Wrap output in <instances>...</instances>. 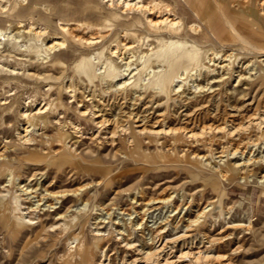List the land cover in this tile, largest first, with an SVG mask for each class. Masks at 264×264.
Wrapping results in <instances>:
<instances>
[{"label": "bare ground", "instance_id": "6f19581e", "mask_svg": "<svg viewBox=\"0 0 264 264\" xmlns=\"http://www.w3.org/2000/svg\"><path fill=\"white\" fill-rule=\"evenodd\" d=\"M105 1H107L109 6L115 7L114 16L115 14L124 16L133 13L132 20L128 19L129 25H138V22L140 23L141 19H143L142 23L149 28L148 31H156V47L154 46L156 50L149 48V53L152 54L148 58L152 59L154 54L156 63H158L157 69L154 68L156 70L149 72L144 65L138 66L139 68L134 67L132 66L131 58H129L122 62L124 63L123 69H116L111 78V74H113L111 63L105 62V65L102 64L104 70H101L98 74L96 72L99 68L96 67L97 64L95 66L90 59L83 57V55L81 61L83 72L90 81H97L94 80L96 76L101 77L99 83H93V88L89 86L79 89L77 88L78 86L74 85V81L73 83L70 81V83L68 82L69 84L62 86V91L57 89L52 82L46 83V92H43V101L40 106L36 109L29 110L26 108L20 111L21 117L26 119V125L24 126L23 134L19 133V144L10 145L12 141L10 142L9 139V141L4 140L0 144V165L2 163L12 164L13 161L11 159L14 160L15 156L6 154L12 147L16 152L30 155H37V150L43 151V154H41L42 158L47 160L49 165H54L58 169L62 168L69 159H72L73 165H77L79 169L85 170L88 165L96 167L98 163L86 161L83 154L79 155V152H77L79 142H81L82 144L89 143L84 148L85 153H93L92 144L109 145L114 149V156L120 155L123 161L131 160L139 163V161L144 159L148 166L156 170L160 165H164V162L156 160V157L145 153L151 146H155V149L158 146L165 156L178 154V156L187 159L186 166L201 175L200 179L203 180V187L200 190L207 188L204 181L209 179L211 183V178L224 179L229 171H234L239 175L241 181L245 179L252 180L251 176L255 164H260L262 171L259 175V180L264 182L263 148L256 155L253 153L250 155L247 154V144L243 145L241 141L236 142V139L251 138L254 128L259 130L258 135L255 134L256 137L264 139V109L261 110L260 107L262 95L258 98L253 95L249 99L250 89H264V0L181 1V4L183 2L187 5L189 11H193L195 14V20L188 25V30L199 34V36L203 34V31H207L205 33L209 34L204 33L205 35L203 36L207 37L208 40H211L209 37L217 39L216 41L222 48L219 53L215 49H212V51L203 50L202 45L199 44V39H190L188 36L183 35L187 31L185 29L186 18L170 4L166 3L165 0ZM69 23L63 25V27L62 23L60 27L68 31L73 43L90 46L99 41L102 42L101 39L105 36L101 31V35H92L85 38L74 32V29L78 28L77 25L79 23L77 25H69ZM32 27L30 24V27L26 28L27 31L25 32L28 33V31L33 30L34 27ZM84 27H86L85 24ZM88 27L90 26L88 25ZM134 29L135 27L123 29L124 38L121 45L125 50L131 51L137 46L136 42H133L132 39L130 41L127 35L129 31L132 32ZM44 30L42 28L34 29V33L41 36ZM47 32L49 31L47 30ZM14 35L11 34V36ZM130 35L132 36V34ZM68 39L56 35L55 39L48 43L46 50L51 54V50H56L58 46H64ZM69 42L71 41L69 40ZM209 44L213 45L214 43L210 42ZM118 51L119 46H116L111 52L115 55ZM40 55L39 57H41ZM42 57L44 56L42 55ZM99 57L102 58V52ZM44 58L47 57L45 56ZM52 62L51 67L53 66L58 71L62 70L64 72L63 70L65 69H63L60 61L55 59ZM47 71V69L45 72L32 71L29 75L42 82L47 80L57 81L59 79V77H56L57 75L47 73ZM80 76L82 77V75ZM123 77L126 78L121 79ZM233 78L236 79L233 90H235L234 87L239 85H244L243 88L246 89V92L242 94V103L241 105H233L231 103L222 105L219 103L217 96L221 93H227L232 97L234 91H228V88L223 87ZM97 85L101 89L97 88ZM64 93L67 94L69 100L65 101ZM160 94H165V100L162 102L157 99ZM3 99L6 100L7 98ZM4 100H0V104H6ZM72 102L77 103L74 108L77 114L76 119L70 117L68 113V107L71 106L70 103ZM163 103L166 106L164 110H160L159 107ZM246 110L252 111V113L247 114L248 112H244ZM49 127L53 128L51 133L48 131ZM67 130H69L70 134L68 136L65 133ZM218 133L221 135L219 138ZM55 138L60 141L57 149L53 146ZM75 138H78V140ZM214 141L219 143V150H204L206 146ZM226 142L228 143L225 145ZM43 143L48 146L46 148L42 147ZM112 174H105L102 179L95 183L101 184L104 182V178L111 177ZM90 184L92 185L93 182L86 185L90 187ZM50 185L51 183L44 187L43 192L39 193L37 188L31 185L24 187V184L19 183L17 187L27 198L40 197L34 202L36 204L33 208L31 205L27 207L29 210L32 208L35 211L36 221L31 217H19L16 220L17 226H23L26 223H43L44 212L42 214L40 212L42 210L41 204H44L42 203L43 200L46 202L45 205L48 206V211L50 208H55L56 210L55 204L60 202L58 207L61 205L65 206L68 196L75 195L77 200H81L85 195L83 194L84 189L88 187L81 186L72 191L57 192L51 190L49 188ZM173 198L174 195H170V193L168 196L161 195L159 197H146L144 193H141L140 198L136 201L134 200L136 207L129 214L136 213V217L142 218L143 221V216L148 211L171 207ZM194 198L191 195L187 202V218L181 216L174 226V221L170 220H165V222L163 220L156 221V226H148L147 224L142 226L144 222H138L137 220L136 223L130 221L128 222L129 224L124 223L122 227H118L116 231L120 237L117 239L120 240V247L125 252L118 264H235L233 255L241 251L242 245L239 244L230 253H226L218 251L217 244L232 237L237 238L239 242L241 239L235 231L219 236L209 235L205 218L209 214L214 215L213 210L216 208V200H209L204 204L195 203ZM85 200L86 204L89 203V195H87ZM139 200L140 202H138ZM193 204L196 206L194 212L191 207ZM71 206L72 204L64 212L57 213V217L54 218L56 219L55 222L50 225L52 229L61 234L62 240H73V244L68 249L73 254L76 262L79 264H92V260L97 255V247L92 249L88 245L84 229L85 223L81 218H78V214L73 215L74 213H70L72 211ZM175 207V211L178 212L184 206L178 205ZM195 212L197 214L192 218L191 215ZM223 214L224 210H222L220 216ZM180 220L182 222L179 224ZM96 222H94L95 232L93 234L98 240L97 246H101L107 237L102 232L101 227L103 225H100L98 221ZM250 224L251 221L248 223H234L235 227L243 225L245 226L244 230L248 231L253 229L252 224ZM132 225L134 230H137V236H139L137 240L132 238L133 232L131 233L127 229L130 226L132 227ZM179 225L184 227L183 232L174 237H167L171 227L177 229ZM98 253L102 256L97 264H112L106 249ZM189 256L193 258L194 263L185 261V258Z\"/></svg>", "mask_w": 264, "mask_h": 264}, {"label": "rangeland", "instance_id": "374dc122", "mask_svg": "<svg viewBox=\"0 0 264 264\" xmlns=\"http://www.w3.org/2000/svg\"><path fill=\"white\" fill-rule=\"evenodd\" d=\"M181 1L182 0H165L166 3L170 4L178 13H181L186 18L185 29L187 31L184 32L183 35L188 36L190 39H199V44L202 45L203 50L212 51V49H215L218 53L221 52L222 48L216 41L217 39L214 37L210 38L209 35L208 37L211 40H208L207 37L205 38L203 36L209 34L205 33L207 31H203V34L199 36V34L188 30V25L195 20V14L193 11H189V8L183 2L181 4ZM4 7L8 9H4ZM7 10L8 12H6ZM114 11H116L115 7L109 6L105 0L0 1V100L7 98L4 100L6 104H0V144L8 139L10 142L12 141L10 145L19 144L20 134H23V129L26 125V119L21 117L20 111L26 108L29 110L36 109L40 106L43 101V92L47 87L46 83L52 82L54 86L57 89H61V91L70 81L72 83L74 81V85L76 87L78 86L77 88L79 89H84L89 86L93 88L95 83H99L101 80L99 76H96L99 78L94 77V80L97 81H90L89 78L87 79L86 74L81 68L83 55V57L90 59L95 66L97 64L96 67H99V70H96L97 73L104 70L103 65L106 64L105 62L112 64V73L115 72L116 69L121 70L124 67V63L122 62L129 58H131V63L134 67H141L144 65L146 66L145 69L149 72L157 69L156 66L158 63H156L154 54L152 55V59L148 58L149 55L152 54L149 53V48L156 50V31H148L149 28L142 23L143 19H141L140 23L138 22V25H129L128 19L132 20L133 13L124 16L115 14L114 16ZM67 23H69V25H77L79 23L77 25L78 28H76V30L74 29V32L85 38L92 35H101L103 32L105 36L102 39L104 40L101 39L102 42L99 41L100 43L97 42L94 45H90L91 47L81 43H73L68 31L60 27L61 24L63 27V25ZM30 24L34 29H45L41 36L34 33V29L30 32L28 31V33L25 32L28 27H30ZM84 24L86 27H84ZM127 27H135V29L132 30L133 33L129 31L130 33L128 32L127 34L129 36L128 39L130 41L132 39L137 45L131 51L123 49L121 45L124 38L123 29ZM47 30L49 32H47ZM11 34L15 35L11 36ZM130 34H132V36ZM56 35L69 39L64 46H58L56 50H51L50 54V52L46 50V46L55 39ZM13 37L17 40H14ZM69 40L71 42H69ZM210 42L214 44L211 45L209 44ZM116 46H119L120 52L118 51L117 53L119 56L117 54L113 55L111 52ZM89 48L91 49L89 50ZM101 52L102 58L99 57ZM39 54H41V57H39ZM42 55L44 57L46 56L48 59L42 57ZM55 59L61 62L63 69H65L63 70L64 72H62V70L58 71V69L53 66L51 67L53 63L52 60ZM144 61H146V63H144ZM44 63L46 64L44 65ZM46 69L48 70L47 73H52L55 76L57 75L56 77H59V79L57 81L47 80L46 82H42L29 75L32 71L45 72ZM79 74L82 75V77ZM113 75L114 73L111 74V78ZM65 76L67 77L65 78ZM124 78L126 77L121 79ZM86 82L90 84L88 83V85ZM235 83V78L226 83L223 88H228V91L234 92L232 97L227 93L219 94L217 96L219 103L222 105L226 103L241 105L243 100L242 94L246 92V89L243 88L244 85H239L234 87L235 90H233ZM96 87L100 88L98 85ZM249 92V99H251L253 95L257 96V98L262 95V99L260 98V107L261 110H263L264 89L256 90L255 88L252 90L250 89ZM164 97L165 94H160L157 99L162 102L165 100ZM64 99L65 101L69 100L66 93H64ZM77 103L72 102L70 103L71 106L68 107L69 116L73 119L77 118V114L74 110ZM163 104L159 107L160 110H164L166 105ZM244 112H248L247 114L252 113V111L247 110ZM52 129V127H49L48 131L51 133ZM68 131L69 130L65 131L67 136L70 135ZM252 133L251 138L245 137L243 139H236V142L241 141L243 145L247 144L248 153H246L250 155L253 153L256 155L259 150H262L261 148L264 150V139H262V137H256L255 134L259 133L258 129L254 128ZM218 135L219 138L221 135L220 133H218ZM75 139L78 140V138ZM227 143L228 142H226L225 145ZM58 144H60V141L55 138L53 143L55 149L58 148ZM88 144L79 142L77 152H79V155L83 154L86 161L90 163L96 162L98 165L96 167L88 165L85 170L77 168V165H73L72 159H69L60 169L54 165L51 166L47 163V160L42 158L41 154H43V151L39 150H37V155L16 152L12 147L6 152L8 156L15 157L13 158L14 160L11 159V161H13L12 164L2 163L0 165V264H79L68 249V247L73 244V240H62V237H60L61 234L52 229L50 225L55 222L56 219L54 218L57 217V213L64 212L71 204L72 211H70V213H74L73 215L78 214V218H81L85 223L84 229L87 235L88 245L92 249L97 247V255L96 258L92 260V264H97L99 262L102 255L98 252L100 251L101 253L103 249H106L111 263L118 264L125 252L124 249L120 247V240L117 239L120 235L117 234L116 229L120 226L122 227L124 223L129 224L128 222L130 221H132V223H136L137 220L138 222L142 221V218L136 217V213L129 214L136 207L135 201L140 198L141 193H144L146 197L168 196L169 193L170 195H174L172 201L173 205L171 207L148 211L143 216L142 222L144 223L142 226L145 224L148 226H156V221L160 220H163V222H165V220L174 221V226L181 216L187 218V202L191 195L195 197V203L200 202L206 204L209 200H216V208L213 210L214 215L212 216L209 214L205 218L209 235L219 236L224 235V233L235 231L241 239L239 242L237 238L232 237L218 243V251L230 253L232 249L241 244V251L233 255L235 264H264V182L259 180V175L262 171L260 164L254 165V171H252L251 176L252 180L245 179L241 181L239 175L234 171H229L227 177L224 179L211 178V183L209 179L204 181L206 182L207 188L205 190H200L203 187V180L200 179L201 175H198V173L193 172L192 169L186 166L185 163L187 159L178 156V154L165 156L163 151L159 150L158 146H156V149L155 146H151L150 149H147L145 154L152 155L156 157V160L164 162V165H160L158 169L154 170L151 166H148L144 159L139 161V163L131 160L123 161L120 155L114 156V149L109 145L102 144L101 146L95 143L92 144V148L94 149L93 153H85L84 148ZM218 145L219 143L214 141L206 146L204 150H219ZM47 146L48 145L44 143L42 145L44 148ZM109 173H113L111 177L104 178V182L101 184L95 183L102 179V176ZM91 182H93V184H90V187L86 185ZM19 183L24 184V187L31 185L37 188L39 193L43 192L44 187L49 183H51L49 188L57 192L64 190L72 191L81 186L88 187L84 189L85 191L83 194L85 195L81 200H77L75 195L68 196L65 206L61 205L58 207L60 202L55 204L56 210L55 208H50L48 211V206L45 205L46 202L43 200L42 203L44 204H41L42 210L40 211L41 214L44 212L42 218L43 223H26L23 226H17L16 220L19 217H31L36 221V213L34 214L35 211H33L32 208L36 204L34 202L40 197L36 196L32 197V199L27 198L17 187ZM87 195H89V203L86 204L85 199ZM138 202H140V200ZM30 205L32 206V208H30L32 211L27 208ZM178 205L184 207L177 212L175 211V206ZM191 207L194 212L196 206L193 204ZM222 210H224V214L220 216ZM196 214V212L192 213L191 217L194 218ZM182 220H180L179 224ZM96 221H98L100 225H103L101 229L107 237L101 246H97L98 240L93 234V232H95L94 222L97 223ZM249 221H251L252 225H250L253 228L252 230L249 229V231L244 230L245 226L243 225H237L236 227L234 225V223H248ZM180 226L181 225H179L177 229L171 227L167 237L170 238L181 234L184 227ZM127 229H129L131 233L133 232L132 238L135 240H137V238L139 239L136 232L137 230H134L133 225ZM126 233H128V231H126ZM192 259L193 258L189 256L185 258V261H192V263H194Z\"/></svg>", "mask_w": 264, "mask_h": 264}]
</instances>
